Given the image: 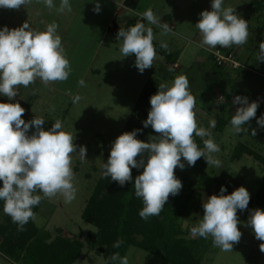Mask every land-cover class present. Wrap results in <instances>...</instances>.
Instances as JSON below:
<instances>
[{"label":"rangeland","instance_id":"1","mask_svg":"<svg viewBox=\"0 0 264 264\" xmlns=\"http://www.w3.org/2000/svg\"><path fill=\"white\" fill-rule=\"evenodd\" d=\"M200 1L198 5L196 3L190 5L187 13L176 12L174 3H169L168 7L158 9L155 15L161 21L165 14L171 16L173 14L174 22L181 31L194 37V32L197 30L195 25L200 19L199 14L204 10L209 11L212 2V0ZM105 2L98 0L100 12L96 14L88 12L91 15L89 18L83 16V9L93 10L94 4L92 7L91 5L85 7L83 4L84 7L74 16L77 18L69 29L70 34L69 27L63 26L65 22L58 26L61 44L71 68L67 80L52 82L51 88L42 86L36 81L27 88L21 86L22 91L18 92L11 101L6 96L0 95V102L20 103L25 109L22 119L30 121L34 117L43 118L45 126L49 129L56 119H60L63 130L75 137L74 143L78 146L77 150L79 146H85L87 149L86 159L83 161L78 152L72 154L75 199L67 203L59 194L52 198H43L34 221L35 225L41 230L48 231L52 235V240L60 235L81 240L84 247L75 264H108L107 246H100L95 250L88 248L87 235L90 232H97L98 229L83 218L102 175V165L107 162L112 143L126 129L128 121L134 118L138 123H143L147 119L151 108L150 97L156 94L159 88V85L155 86V81L158 84L171 85L174 81L171 79L184 75L189 81V91L196 100L194 112L197 125L211 132V138L220 148V151L213 155L221 161V167L207 164L202 170L194 172L182 158L185 164L184 169H175L187 176L185 188L189 196L188 216L180 223L185 232L182 238L190 243L194 242L199 251L197 258L200 259V264H264V253L259 248L262 241L255 238L250 227L244 226L251 210L256 208L264 210V207L258 204L259 194H263L264 197V163L261 160L264 159V128L257 125V120L264 116V108L262 110L259 108L256 116L244 125L248 131L236 133L231 126L229 113L226 111L232 107V102L225 109L224 106L227 104L225 100H217L223 93L227 99V93H233V89L231 86L222 89L221 86L219 88L214 85L218 80L207 72L213 61L212 63L210 60L202 62L199 56L203 55L196 46L175 36L177 33L175 34L174 31L162 35V28L149 22L146 28H156L153 45L161 47L163 42L167 44V49L163 48L164 50L176 52L181 48L185 49V52L180 61L182 69L172 72L165 66L163 56L155 49L156 58L153 66L141 74L135 67V55L123 57L120 51L122 40H117L114 29H109L111 12L108 10L109 5ZM246 4V0H223V6L235 8L236 14L241 9L245 10ZM9 13H6L7 18ZM245 20L248 23L249 36L247 42L240 46L239 57L246 64L250 60L247 65L258 71L257 76L264 75V61L257 60L259 43L264 41V11L258 16L252 15ZM116 24L122 26L118 22ZM66 27L68 36L79 41L72 44L68 52H66L67 46L63 45L67 36L62 33ZM97 69L101 71L98 73ZM227 72L239 74L240 71ZM208 74L209 77L206 76ZM172 75L175 77L172 78ZM257 78L260 83L250 87L246 86L245 79L240 77L242 84L239 85V92L243 93L245 88L249 94L260 93L259 91L264 89V77ZM81 79L85 82L84 86L78 83ZM75 95L81 97L77 103L72 101ZM245 95L248 96V94ZM262 102L264 106V100ZM231 112L235 113L233 110ZM219 117L223 119L227 117L228 120L222 133L216 130ZM211 120L216 121L215 128H210ZM252 129H256L255 137L251 135ZM153 136L157 135L149 134L146 142ZM137 137L140 138L139 132ZM208 138L200 139L204 141ZM239 145L251 151L252 155L244 151L241 158H234L235 149ZM221 186L227 189L225 195L231 194L240 186H244L250 193L248 209L237 211L241 221L238 225L242 233L241 240L233 245L232 251L228 252L215 247L211 236L205 239L192 235V229L198 226L202 219L204 199L213 194L219 195ZM34 195L42 196L43 194L38 190ZM7 217L9 215L2 210L0 225L6 223ZM135 238L138 242L142 241L140 236ZM1 241L0 239V243ZM126 257L129 264H170L138 246L130 247ZM0 264L14 263L0 252Z\"/></svg>","mask_w":264,"mask_h":264},{"label":"clouds","instance_id":"2","mask_svg":"<svg viewBox=\"0 0 264 264\" xmlns=\"http://www.w3.org/2000/svg\"><path fill=\"white\" fill-rule=\"evenodd\" d=\"M48 8H53V0H39ZM32 0H0V8L18 10ZM71 11L69 0H61L59 12ZM100 4L95 3L93 11L99 13ZM149 24L162 28V35L171 31L167 23H160L159 18L149 8L142 14ZM195 27L199 30L200 46L214 49L217 46H242L247 42L248 23L235 13V8L223 6V0H212L211 11L204 10ZM58 25L53 22L44 31L34 30L25 21L22 26L0 29V95L13 100L21 86L27 88L40 79L45 85L65 81L71 68L66 58L61 37L57 34ZM117 40H122L120 51L123 57L135 55V67L142 74L153 66L156 51L153 45L154 33L151 27L137 22L127 30L122 28L117 33ZM167 49V44L161 43ZM259 62L264 61V41L259 43ZM84 86V80L79 82ZM35 94V93H33ZM69 95L71 93L69 92ZM81 97H72L73 103ZM196 100L189 91L186 76L178 75L171 85L161 83L156 94L150 97L151 108L143 126H151L157 136L149 142L137 139L140 129L120 134L112 143L106 163L102 165V177L124 186L132 181V169L143 168L135 177V196L142 199L143 207L139 216L147 220L159 215L169 196L179 194L183 185L175 176V169L194 166L204 157L208 166L221 167V161L213 154L220 151L211 138V132L198 127L195 118ZM236 108L231 118V126L236 133L248 131L244 127L256 116L258 101L249 103L247 97L236 96L233 100ZM87 107V106H86ZM25 109L16 103L0 102V200L4 202L3 211L23 230L30 219H35L33 207L43 198H52L58 194L64 201L71 203L76 196L72 154L77 153L81 161L86 159L87 149L74 143L75 137L63 130L62 121L56 119L50 129H45L43 118L34 117L26 122L22 119ZM257 125L264 128V116L257 120ZM216 121H210V128H215ZM243 126V127H242ZM35 131L29 135V130ZM209 137L203 141L204 148L198 147L193 136ZM256 136V129H252ZM43 195H34L37 191ZM227 189L220 188V194H213L203 201V216L198 226L192 229V235L207 239L212 237L215 247L222 251H232L233 245L241 240V223L237 211L248 209L250 193L244 187L236 188L225 195ZM250 227L257 240L262 241L259 248L264 253V210L250 211L244 224ZM122 241L117 240L113 247L118 248ZM112 261L129 264L128 258L119 253L111 256Z\"/></svg>","mask_w":264,"mask_h":264},{"label":"trees","instance_id":"3","mask_svg":"<svg viewBox=\"0 0 264 264\" xmlns=\"http://www.w3.org/2000/svg\"><path fill=\"white\" fill-rule=\"evenodd\" d=\"M263 8L264 0H253L249 13L260 11ZM246 14L248 12H245L243 17ZM135 24L136 21H132L122 29L127 30ZM119 29L117 27L113 30L116 35ZM152 30L154 33L156 28L152 27ZM154 48L160 52L168 63H177L178 52H170L157 45H154ZM218 48L224 47L219 46ZM212 70L214 73H224L226 71L215 64ZM261 105L262 103L259 104V107ZM25 121L28 122L29 120ZM43 127L46 130L49 129L45 125ZM225 127L226 120L219 117L216 130L222 133ZM135 129L141 130L139 132L140 138L143 139L136 138L145 142L149 134L158 135L151 126L145 128L143 123H138L134 118L128 121L126 129L122 133ZM34 131L35 128L33 127L28 134L31 135ZM193 139L199 148H204V143L200 137L194 135ZM244 151L251 153V151L239 145L235 149L233 157L236 159L241 158ZM261 160L264 163V159ZM206 165L205 158L201 157L194 166L188 167L196 172L202 170ZM142 171L143 168H133V179L131 182H126L124 186L112 181L110 177H102L101 175L83 215L85 220L98 229L97 232H90L87 235L88 248L95 250L100 246H107L108 264H119V261H112L111 256L114 253H119L121 257H125L132 246H138L170 264H200V259L197 258V255H199L197 247H195L194 242L190 243L182 238L185 232L180 226L181 221L188 216L189 196L185 188L186 174L175 170V176L182 182V189L179 194L169 196L159 215L151 216L145 220L138 214L143 207V202L141 198L135 196L134 189L135 177ZM2 186V181H0V187ZM41 203L42 200L39 205L34 206L32 209L35 218ZM258 204L264 207L263 194H259ZM3 207L4 202L0 200V215ZM34 221L35 219H30L24 225L23 230H18V225L13 223L10 216L7 217L6 223L0 225V239L2 240L0 252L14 264H75L82 254L83 242L61 235L52 240V235L48 231L38 228ZM136 236L142 237V241L138 242ZM118 239L122 241L121 245L118 248L113 247Z\"/></svg>","mask_w":264,"mask_h":264},{"label":"crops","instance_id":"4","mask_svg":"<svg viewBox=\"0 0 264 264\" xmlns=\"http://www.w3.org/2000/svg\"><path fill=\"white\" fill-rule=\"evenodd\" d=\"M103 1H106L105 3L109 5L108 10H110L111 12L110 17H109V22H108L109 29H115L117 28V26L119 28H125L126 25L132 21H136V23L137 22L143 23L146 26L148 21L144 19L141 14L149 8H151L153 13L155 14V12L158 9L161 8L162 10L163 7L165 6L168 7L167 5L169 3L170 4L174 3V5L176 6L175 7L176 12L183 14V13H187V10L190 7V5H192L193 3H196V5H198L201 2L200 0H103ZM53 2L55 6L51 9L45 6V4L39 2V0H32V3L26 5L25 7L21 6V8L18 10L0 8V29H2L4 26H7L9 29L17 28V27L22 26V24L25 21H27L33 29L44 31L48 24L55 22L57 25L59 24L58 26H60L61 24H63V22H65V25L63 24V26L69 27L68 28V32H69V29L71 28L73 21L75 20V18H77V17L74 18V16L78 14V11L80 12L84 6L86 7V6L91 5L92 7V4H94V7H95V3H97L98 0H69V3L71 5V11L65 10L63 12L57 11V9L60 6L61 0H53ZM246 2H247L246 9L245 10L241 9L237 11V14L239 15V17H242L243 19H249L252 17V15L258 16L259 14H261V12L264 11V8H263L260 11L249 13L251 11L249 9L251 8V4L253 3V0H246ZM83 4L84 6H82ZM86 9L87 8H85V10L83 9V12H82L85 18L91 17V15L88 14V12H93L94 14H96L93 10L86 11ZM209 11H211V7L209 8ZM7 12H10L8 18L6 16ZM245 12H248V14H246V16L243 17V14ZM117 22L121 24L122 26L116 24ZM160 23L162 24L167 23L171 29V32L174 31L175 34L177 33V35L175 36L183 39L187 43H192L194 46H196L197 50L200 51V53L203 55V56H199V58L202 59V62L205 63L208 60H210L212 63L213 61L212 52L219 46H217L214 49H209L208 46L201 47L200 46L201 36H200L199 30L196 27L195 29L197 30L194 32V37H191V35H188V33L182 32L181 29L178 27V25L175 24L173 14L172 16L170 14H165L164 17L161 19ZM67 27L65 31L62 32L67 36V39H65V42H63V45L65 44L67 46L66 52L70 50V47L72 44L79 43L78 40H73L70 36H68ZM59 33L60 32L57 31L58 35ZM230 48L235 50L239 55L241 51L240 46L233 45ZM176 52L179 53V57L177 59L176 64L168 63L166 59L163 57L165 66L168 69H171L172 72L182 69V65L180 61L182 60L181 58L184 55L185 49L180 48ZM249 62L250 60H248V63ZM213 67L214 65L212 63L211 66H209L210 70L207 72H210L211 76H213L214 79L218 80L217 84H214V85L219 88L221 86L222 89L223 87L229 88L231 86L233 89V93H227L228 95L227 99H226L225 93H223V95H220L217 98L218 101L225 100L224 102L227 103L226 106H224L225 109L228 107V104H230V102H232L233 104V100L236 96L247 97L249 100V103L253 101H258L259 104L263 103L262 101L264 100V93L262 91H264V89L260 90L259 91L260 93L258 94H251V93L249 94L248 91L244 88L243 93H240L239 85L242 84L240 81V77L245 79L247 83L246 86L249 85L250 87H252V86H255L256 83H260L258 82L257 77L261 78L262 76L264 77V75L259 74V76H257L258 71L252 68L250 71L242 70L238 72L239 74L237 73L230 74L227 71H225L224 73H214L212 70ZM100 71H101L100 69L96 70V72L98 73ZM206 76L209 77V74ZM171 77L174 78L175 75H172ZM171 80H174V79H171ZM36 82H38L39 84H42V86L45 85L40 79H37ZM51 84L52 83H49L45 85V87L51 88L52 87ZM157 85H160V84H158L155 81V86ZM21 91L22 89L20 87L18 92H21ZM245 94H248V96ZM238 107H240V105L233 104L232 107L226 109V111L229 113L230 118H232L235 115V113L231 111L233 110L235 112L236 108ZM259 108H261L262 110V108H264L263 104L261 105V107H258V109ZM226 118L225 120L226 122H228ZM24 120H28V119H24Z\"/></svg>","mask_w":264,"mask_h":264},{"label":"built area","instance_id":"5","mask_svg":"<svg viewBox=\"0 0 264 264\" xmlns=\"http://www.w3.org/2000/svg\"><path fill=\"white\" fill-rule=\"evenodd\" d=\"M214 64L226 71H250L246 62L241 61L238 53L230 47L217 48L212 52Z\"/></svg>","mask_w":264,"mask_h":264}]
</instances>
